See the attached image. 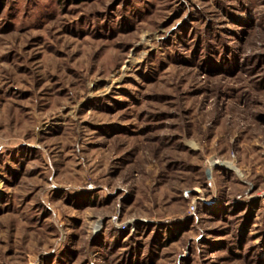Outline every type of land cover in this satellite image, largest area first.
<instances>
[{"label":"rangeland","instance_id":"rangeland-1","mask_svg":"<svg viewBox=\"0 0 264 264\" xmlns=\"http://www.w3.org/2000/svg\"><path fill=\"white\" fill-rule=\"evenodd\" d=\"M0 264H264V0H0Z\"/></svg>","mask_w":264,"mask_h":264}]
</instances>
